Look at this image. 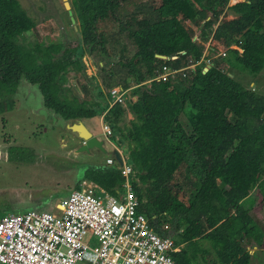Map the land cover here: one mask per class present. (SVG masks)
<instances>
[{"label":"trees","instance_id":"obj_1","mask_svg":"<svg viewBox=\"0 0 264 264\" xmlns=\"http://www.w3.org/2000/svg\"><path fill=\"white\" fill-rule=\"evenodd\" d=\"M68 1L81 39L64 48L21 45L36 23L18 0H0V114L13 110L24 79L65 122L100 116L108 106L86 77L75 81V96L63 88L65 74L81 66V46L101 61L113 55L119 68L101 86L131 89L136 100L127 103V125L120 105L103 123L131 169L138 212L159 237L174 239L175 264H249V248L264 250L263 229L241 206L255 192L252 210H264V96L226 66L254 76L264 69V0H151L148 18L135 0ZM163 67L179 72L156 79ZM81 181L113 197L125 183L115 166L89 167L77 188Z\"/></svg>","mask_w":264,"mask_h":264},{"label":"rangeland","instance_id":"obj_2","mask_svg":"<svg viewBox=\"0 0 264 264\" xmlns=\"http://www.w3.org/2000/svg\"><path fill=\"white\" fill-rule=\"evenodd\" d=\"M18 1L25 12L34 19L37 28L36 33H27L18 39L21 45L33 47L36 43L43 46L54 43L70 48L74 43L80 42L78 22L75 20V24H71L62 0ZM239 1L243 0H229V5ZM135 2L138 7L142 6L143 17L148 18L147 11L151 0ZM135 7L131 6L129 10H134ZM76 57L81 66L75 65L73 70L65 74L64 90L76 96L78 85H75V81L84 75L85 83L94 98L102 102L103 107H109L111 101L108 92L112 88L108 90L102 87L101 79L106 77L108 71H116L119 68L116 57L112 55L101 61V58H94L89 54V48L82 46ZM228 60H232L231 57L228 56ZM226 67L227 74L233 76L239 84L254 90L257 95L264 96V69L254 76L234 64ZM126 96L120 104L125 111L121 127L133 118L127 103L136 100L131 91ZM14 102L12 111L0 114V218L28 211L56 213L58 203L79 189L76 184L83 173L89 167L107 168V159H112L113 151L119 148L112 137L107 142L104 140L100 131L101 118L96 116L82 122L93 135L104 141L106 153L92 149L89 153L76 154L75 151L82 144V140L67 128V125L76 121L65 122L46 109L38 86L31 85L24 79L17 87ZM86 189L99 197L102 196L99 189L91 183L87 184ZM254 201L255 192L245 199L241 206L252 214L264 231V210L260 211L259 215L254 213ZM84 242L88 245L96 243L93 237L88 236ZM248 251L251 256L249 264H264L263 249L254 246Z\"/></svg>","mask_w":264,"mask_h":264},{"label":"built area","instance_id":"obj_3","mask_svg":"<svg viewBox=\"0 0 264 264\" xmlns=\"http://www.w3.org/2000/svg\"><path fill=\"white\" fill-rule=\"evenodd\" d=\"M162 70L156 79L179 72ZM130 90H109L111 104L106 112L122 104ZM106 112L100 131L107 142L112 131L103 123ZM118 151L123 166L114 157L106 161L107 167L115 166L125 179L117 197L103 190L99 197L86 189L89 182L81 181L79 189L58 203L56 213L28 211L1 217L0 264H175L171 257L177 251L174 239L159 237L138 212L129 183L131 169ZM87 236L96 243L86 244Z\"/></svg>","mask_w":264,"mask_h":264},{"label":"water","instance_id":"obj_4","mask_svg":"<svg viewBox=\"0 0 264 264\" xmlns=\"http://www.w3.org/2000/svg\"><path fill=\"white\" fill-rule=\"evenodd\" d=\"M64 8L66 9L70 22L71 24H75V19L73 17L72 10L70 8V4L68 0H62ZM232 49H238V47L233 46ZM240 53H242V50H239ZM157 58L159 59H167L165 56L161 55H156ZM210 68L208 65L205 69L204 72H207V70ZM44 104V103H43ZM53 112V111H51ZM54 113V112H53ZM67 128L70 132L73 134H76L77 137L82 140V144L76 149L75 153L80 154V153H89L90 150L92 149H97L100 150L103 153H106V150L103 147L104 141L98 139L95 135H93L92 132H90L87 127L83 124L82 121H76V123H73L71 125H67ZM113 157L115 161L118 163L119 166H123V160L121 157V154L118 150L113 151ZM60 208V206H57Z\"/></svg>","mask_w":264,"mask_h":264},{"label":"flooded vegetation","instance_id":"obj_5","mask_svg":"<svg viewBox=\"0 0 264 264\" xmlns=\"http://www.w3.org/2000/svg\"><path fill=\"white\" fill-rule=\"evenodd\" d=\"M30 84V83H29ZM108 104V103H107ZM104 114V112L99 116L100 118L102 117V115ZM100 122V121H99ZM101 122H102V120H101ZM101 122H100V124H101Z\"/></svg>","mask_w":264,"mask_h":264},{"label":"clouds","instance_id":"obj_6","mask_svg":"<svg viewBox=\"0 0 264 264\" xmlns=\"http://www.w3.org/2000/svg\"><path fill=\"white\" fill-rule=\"evenodd\" d=\"M240 2V1H239ZM207 54H208V52H207ZM207 55H206V53H205V56H204V58L206 57ZM196 66V65H195ZM195 66H192V67H195Z\"/></svg>","mask_w":264,"mask_h":264},{"label":"crops","instance_id":"obj_7","mask_svg":"<svg viewBox=\"0 0 264 264\" xmlns=\"http://www.w3.org/2000/svg\"><path fill=\"white\" fill-rule=\"evenodd\" d=\"M206 55H208V54L206 53ZM100 122H101V120H100Z\"/></svg>","mask_w":264,"mask_h":264}]
</instances>
